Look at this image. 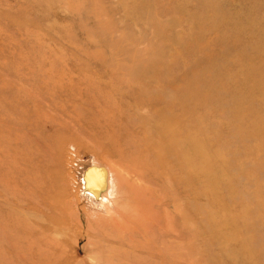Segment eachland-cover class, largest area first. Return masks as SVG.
<instances>
[{
    "label": "rangeland",
    "instance_id": "374dc122",
    "mask_svg": "<svg viewBox=\"0 0 264 264\" xmlns=\"http://www.w3.org/2000/svg\"><path fill=\"white\" fill-rule=\"evenodd\" d=\"M0 264H264V0H0Z\"/></svg>",
    "mask_w": 264,
    "mask_h": 264
},
{
    "label": "water",
    "instance_id": "95a60500",
    "mask_svg": "<svg viewBox=\"0 0 264 264\" xmlns=\"http://www.w3.org/2000/svg\"><path fill=\"white\" fill-rule=\"evenodd\" d=\"M104 173L94 167H91L89 168L85 174H84V180H85V187L92 193L94 194H97L98 193V190H99V186H103V177ZM97 176V178L100 180V183L98 185V187H95L92 185V180H93V177ZM105 179V177H103Z\"/></svg>",
    "mask_w": 264,
    "mask_h": 264
},
{
    "label": "bare ground",
    "instance_id": "6f19581e",
    "mask_svg": "<svg viewBox=\"0 0 264 264\" xmlns=\"http://www.w3.org/2000/svg\"><path fill=\"white\" fill-rule=\"evenodd\" d=\"M164 128V127H163ZM164 133V132H163ZM103 178V177H102ZM104 179V178H103ZM93 183H94V186L98 187L99 183H100V180L97 178V177H93ZM101 194L102 193V188L98 190V193L97 194Z\"/></svg>",
    "mask_w": 264,
    "mask_h": 264
}]
</instances>
